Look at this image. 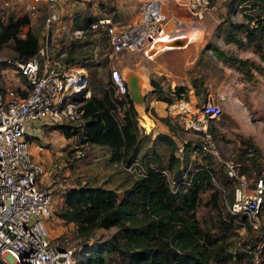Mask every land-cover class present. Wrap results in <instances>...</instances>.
Segmentation results:
<instances>
[{
  "label": "rangeland",
  "instance_id": "374dc122",
  "mask_svg": "<svg viewBox=\"0 0 264 264\" xmlns=\"http://www.w3.org/2000/svg\"><path fill=\"white\" fill-rule=\"evenodd\" d=\"M252 1L257 5L251 6ZM137 2L138 0H82V6L74 9L72 26L83 28L84 37L68 43H58V46L64 51L61 55L63 60L66 61L67 56H74V63L83 65L87 69L89 78L95 79L89 85L90 91L97 93L100 84L108 86L111 85V81L109 79L110 62L107 57L109 45L105 30L101 27L91 28L89 22L97 16L110 14L112 21L126 23L134 13ZM262 2L264 1L207 0L206 9L200 19L201 25L197 22L194 25L197 31L189 30L194 33V37L184 45L168 47L157 53L126 48L110 58L111 64L123 75L126 71H132L142 74L147 80L140 102L141 111H138L136 105L132 103L136 110L140 134L147 132L151 137L156 132L168 134L174 140L173 149L177 142L185 139L188 143L184 147L183 158L186 163L189 166L198 163L215 170L210 183L198 192L193 214L198 225L211 235L217 236V242H220L225 251L230 252L229 259L221 264H260L264 258V201L260 208V222L257 229L251 227L247 217L240 223H237L241 218L240 215L228 219L229 212L226 206L234 182L228 179V182L224 183L227 179L224 174L226 166L224 161L231 162L235 168L234 164L240 162L238 148L255 145L259 149L258 159L261 161V168L258 172L244 169L243 173L248 186L253 185V179L257 175L262 176L264 185V59L260 57V53H264V35L257 39L258 45L256 41L245 37L242 25L231 26L228 23L231 21L253 24L257 16L254 9L259 8ZM164 5L169 15L165 30H170L172 33H184L185 23L184 26L183 24L177 26L176 22L189 20L185 10L175 6L172 0H164ZM0 13L4 17L10 15L14 18L25 12L15 0L13 2L0 0ZM27 16V21L20 25L17 34L22 36L26 30H30L38 38L42 27L41 16L30 14ZM191 24L194 23L189 22V25ZM231 34L241 39V43L230 40ZM71 42H80V44L74 46L72 51H68ZM212 45L222 49L227 55L243 59L244 62L240 63L241 68L238 69L227 60H220L211 51ZM58 46L55 48L58 49ZM78 47L81 48L82 54L77 55L74 51ZM13 53L10 41L0 47V56H9ZM55 54L60 57L57 53ZM149 75L158 78L167 94V87L172 88L175 84L190 82L191 78H196L197 82L200 81L198 83L201 92L196 99L186 98L189 100L187 104L189 110L196 115H200L199 104L206 99L202 91L206 82L207 90H210L212 94L210 100L216 102L220 108L217 118H205V123L212 130L216 142V154L202 150H195L193 153L192 144H198L199 135L192 129L183 128L182 116L171 115L164 108L167 101L162 100L163 106L158 104L162 106L160 111L151 105L150 102L154 98L147 92L151 88ZM0 86L2 89L20 90L23 86H29V82L25 76L15 71L12 64H0ZM151 108L157 115L168 116L169 125L154 117L150 113ZM148 116L156 122L155 126H152V120ZM39 131L38 137L42 142L40 153L45 155L42 159V168L47 176L43 186L51 190L53 196V215L47 223L50 234L73 227L55 214L61 204L62 191L68 186L98 184L114 187L117 189L119 198L130 187L133 175L123 170L118 160L110 158L108 147L81 141L78 133L65 137L50 124H43ZM147 142L150 141L146 140L142 144L138 157L146 150ZM153 145L154 150L159 154L162 166H166L169 144L157 138ZM147 152H150V149ZM174 168L175 166L170 169V172ZM183 191L184 189H181L180 192ZM221 220L225 223L222 224ZM115 231H117L116 226L112 225L93 228L88 236L84 234L76 236L73 233L72 244L75 247L95 246L99 240ZM257 235L259 244L254 245ZM103 262L104 264H127V261L115 251H107Z\"/></svg>",
  "mask_w": 264,
  "mask_h": 264
},
{
  "label": "built area",
  "instance_id": "2783aa9c",
  "mask_svg": "<svg viewBox=\"0 0 264 264\" xmlns=\"http://www.w3.org/2000/svg\"><path fill=\"white\" fill-rule=\"evenodd\" d=\"M15 1L26 14L41 16L42 27L36 51L30 57L18 60L0 56V60L12 64L29 82V86L20 90L0 86V259L5 264H77L85 251L84 246L72 244V234L78 235L75 225L69 223L73 225L71 229L49 233L47 223L53 215V196L40 179L42 162L31 151V148L41 151L42 142L32 138L27 124L41 129L43 124H77L83 119L82 98L90 94L87 69L63 60L64 51L58 46L82 39L83 28L72 26L75 9L72 0ZM172 2L185 10L189 21L200 24L207 0ZM168 17L164 0H140L135 15L126 23L112 21L110 14L89 22L91 28L105 30L109 79L118 97L124 96L127 85L122 72L111 64V56L126 48L146 51L145 46H151L157 38L183 34L165 30ZM176 23L178 26L182 21ZM186 103L182 98H173L164 108L171 115L182 116L183 128L199 135L200 150L216 154V142L205 118H217L218 104L206 98L199 104L200 115H196ZM176 151L182 152L181 144ZM251 153V147H247L246 154ZM224 163L226 174L234 181L227 209L244 214L251 226L257 228L260 204L264 200L262 176H256L250 187L243 173L231 162ZM120 165L133 176L144 173L137 160ZM160 171L168 182L175 180L166 168Z\"/></svg>",
  "mask_w": 264,
  "mask_h": 264
},
{
  "label": "trees",
  "instance_id": "16d2710c",
  "mask_svg": "<svg viewBox=\"0 0 264 264\" xmlns=\"http://www.w3.org/2000/svg\"><path fill=\"white\" fill-rule=\"evenodd\" d=\"M251 3V6L257 5L254 1ZM254 12L257 16L253 24L231 21L228 23L231 26L242 25L245 37L258 43L257 39L264 35V2L260 3L259 8H255ZM26 17L28 18L25 13L14 18L10 15L4 17L0 13V47L10 41L14 53L9 57L18 60L30 57L36 51L38 44L37 35L30 30H26L22 36L17 34L20 25L27 21ZM230 40L241 43V39L233 34L230 35ZM70 44L68 51H72L80 42ZM74 51L77 55L82 54L80 47ZM211 51L220 60H227L238 69L241 68L240 63L244 62L243 59L227 55L222 49L213 45ZM260 55L264 59V53ZM65 59L74 63V56H67ZM0 64L9 63L0 60ZM94 81L95 79L89 78L88 75V87ZM198 82L196 78L190 79L196 94L201 91ZM149 83L151 88L147 92L154 99L170 102L173 98H187L186 84L167 87V94L156 76L149 75ZM98 90L97 93L90 91L89 96L82 98L83 119L79 123H56L52 128L58 129L65 137L78 133L81 141L108 147L110 158L122 164L137 160L144 173L133 176L130 187L125 190L126 193L121 198L117 196L116 188L98 184H76L62 191L61 204L55 214L63 221L74 224L78 235L88 236L96 227L114 225L117 230L99 240L95 246L85 245V253L77 264H104L107 251H115L127 261V264H221L227 261L230 252L225 251L220 242H217V236L211 235L198 225L193 214L197 194L210 183L215 170L198 163L192 166L186 163L183 157L184 147L188 143L185 139L177 142L173 149L174 140L168 134L156 132L152 137L147 132L140 134L136 110L126 92L123 97H118L113 93L111 85L101 84ZM202 91L205 93L204 87ZM150 113L169 125L168 116L155 114L153 108ZM209 130L212 134V130ZM143 138L144 141L150 142L146 143V150L138 157V151L144 143ZM157 138L169 144L166 166H162L159 154L154 150L153 143ZM179 144L182 145L180 153L176 151ZM192 147L193 153L195 150H200L198 144H192ZM247 147H251V154H246ZM148 149L150 152H147ZM237 152L240 162L234 166L238 172L243 173L244 169L256 172L260 170L261 161L258 159L257 146L246 145L238 148ZM174 166V170L170 172ZM162 168H166L171 177L175 178L173 182L166 180L160 171ZM224 174L227 178L224 183L228 182V179L233 180L226 174L225 169ZM181 189H184L182 193ZM231 197L232 189L229 200ZM227 211L228 219L240 215L241 218L237 223L246 218L242 213H232L228 209ZM221 223L224 224L225 221L221 220ZM255 244H259L258 235L255 236ZM260 264H264V258Z\"/></svg>",
  "mask_w": 264,
  "mask_h": 264
},
{
  "label": "crops",
  "instance_id": "0c3cea01",
  "mask_svg": "<svg viewBox=\"0 0 264 264\" xmlns=\"http://www.w3.org/2000/svg\"><path fill=\"white\" fill-rule=\"evenodd\" d=\"M140 0H138V2H139ZM138 2H137V4H138ZM75 8L76 7H81L82 6V0H72V3H71ZM137 8V7H136ZM135 13H136V9H135V11H134V13L131 15V17H130V19L135 15ZM129 19V20H130ZM188 22V23H187ZM189 22H191V21H189V20H186V21H182V24H183V26H184V23H185V31H184V33H186V32H189V30L191 31L192 29H194V25L195 24H197V22H195V24H191V25H189ZM187 23V24H186ZM194 23V22H193ZM183 29V28H182ZM182 83V82H181ZM186 84L187 86H188V90H187V97H188V99H196V97H197V95L198 94H200V92L198 93V94H196L195 92H194V90H193V88H192V86H191V84H190V82H188V81H186V82H183L182 84ZM204 87H205V93H204V96H205V98H209V99H211L212 98V94H211V92H210V90H207V87H206V82H204ZM183 99V98H182ZM223 99H224V97H223ZM184 100H186V99H184ZM152 102H150L151 103V105H154L155 107H156V110H161V107L163 106V104H164V102H162V101H160V99H152L151 100ZM186 104H188L189 103V100H186ZM154 103V104H153ZM158 104L159 105H162V106H158ZM188 107H189V105H188ZM149 117V116H148ZM150 118V117H149ZM151 120H152V126H155L156 125V122H154V120L152 119V118H150ZM27 126H28V128H29V132H30V135L32 136V138L33 139H35V140H40L39 139V137H38V135H39V133H40V131H39V129H37V128H30V124L28 123L27 124ZM41 141V140H40ZM31 151L33 152V155L38 159V160H40L41 162H42V159L45 157V155L44 154H41L40 153V151H37V150H35V149H33V148H31ZM40 179L42 180V183L44 184L46 181H47V176H46V173L44 172V170L40 173Z\"/></svg>",
  "mask_w": 264,
  "mask_h": 264
},
{
  "label": "bare ground",
  "instance_id": "6f19581e",
  "mask_svg": "<svg viewBox=\"0 0 264 264\" xmlns=\"http://www.w3.org/2000/svg\"><path fill=\"white\" fill-rule=\"evenodd\" d=\"M194 30L197 31V29H194ZM178 36H181V38L183 39V42H184L183 44H173L172 42H170L172 39H170L169 37H167V38L166 37H162V38L155 39L154 44L151 45V46H147L146 50L148 52H150V53H157V52H159V51H161V50H163L165 48H168V47L182 46L186 42H188L190 39H193L194 33L186 32V33H183V34H179ZM176 38H178V37H176ZM127 72L128 71H126V73ZM136 75H137V83H138V86H139V91L143 92L145 90V88H146L147 80L140 73H136ZM134 104L136 105V108L138 109V111H141L142 106H141L140 102H134Z\"/></svg>",
  "mask_w": 264,
  "mask_h": 264
},
{
  "label": "water",
  "instance_id": "95a60500",
  "mask_svg": "<svg viewBox=\"0 0 264 264\" xmlns=\"http://www.w3.org/2000/svg\"><path fill=\"white\" fill-rule=\"evenodd\" d=\"M176 37H178V38H176ZM169 38L172 39L170 42H172L173 44H183L184 43L183 39L181 38V36L176 35V36H170ZM154 42H152L151 45H153ZM147 53H148V51H147ZM124 75H125V77H124ZM124 75H123V77H124V79L126 81V85H127L126 93L128 95L129 100L132 103L141 102L142 96H143V92L139 91V86H138V83H137V75H136V73H134L132 71H128ZM0 264H5V263L0 259Z\"/></svg>",
  "mask_w": 264,
  "mask_h": 264
}]
</instances>
